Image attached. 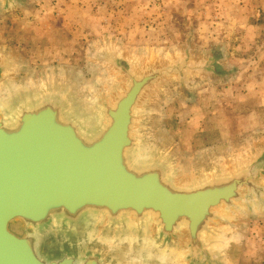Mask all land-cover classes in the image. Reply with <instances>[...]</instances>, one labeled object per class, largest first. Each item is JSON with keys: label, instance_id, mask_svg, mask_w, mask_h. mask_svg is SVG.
I'll return each instance as SVG.
<instances>
[{"label": "water", "instance_id": "water-1", "mask_svg": "<svg viewBox=\"0 0 264 264\" xmlns=\"http://www.w3.org/2000/svg\"><path fill=\"white\" fill-rule=\"evenodd\" d=\"M89 55L103 75L91 95L66 72L22 78L23 57L0 49V264H171L162 251L230 264L240 217L264 213V133L193 160L155 134L161 101L230 76L226 57L191 36L163 51L104 39Z\"/></svg>", "mask_w": 264, "mask_h": 264}, {"label": "rangeland", "instance_id": "rangeland-1", "mask_svg": "<svg viewBox=\"0 0 264 264\" xmlns=\"http://www.w3.org/2000/svg\"><path fill=\"white\" fill-rule=\"evenodd\" d=\"M189 36L196 53H222L234 73L166 96L155 134L185 160L206 159L264 133V0H21L0 10V49L23 57L22 78L66 72L89 95L103 80L89 58L100 41L163 51ZM238 224L230 264H264V213Z\"/></svg>", "mask_w": 264, "mask_h": 264}, {"label": "bare ground", "instance_id": "bare-ground-1", "mask_svg": "<svg viewBox=\"0 0 264 264\" xmlns=\"http://www.w3.org/2000/svg\"><path fill=\"white\" fill-rule=\"evenodd\" d=\"M0 91H4L2 88H0ZM1 93V92H0ZM115 245V244H114ZM137 247H138V251H139V253H153V251H155V249L153 248V246H151L150 244H147V243H144V244H141V245H137ZM159 253V255L161 256V257H163V259L165 260V261H167V260H169L170 262H171V264H172V261L174 260L176 263H177V261H178V259H177V256L175 255L176 253L174 252V253H172V252H168V251H162V253L161 252H158ZM126 259H129V257H126ZM128 262L130 261V260H127Z\"/></svg>", "mask_w": 264, "mask_h": 264}, {"label": "crops", "instance_id": "crops-1", "mask_svg": "<svg viewBox=\"0 0 264 264\" xmlns=\"http://www.w3.org/2000/svg\"><path fill=\"white\" fill-rule=\"evenodd\" d=\"M131 50V49H130ZM134 51V50H133ZM232 68L229 66V71L231 70ZM234 73L233 69H232V74ZM230 77V76H229ZM230 79V78H229Z\"/></svg>", "mask_w": 264, "mask_h": 264}]
</instances>
